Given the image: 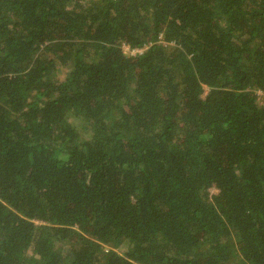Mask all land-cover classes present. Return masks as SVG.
I'll list each match as a JSON object with an SVG mask.
<instances>
[{"label":"trees","instance_id":"1","mask_svg":"<svg viewBox=\"0 0 264 264\" xmlns=\"http://www.w3.org/2000/svg\"><path fill=\"white\" fill-rule=\"evenodd\" d=\"M0 264H264V0H0Z\"/></svg>","mask_w":264,"mask_h":264},{"label":"built area","instance_id":"2","mask_svg":"<svg viewBox=\"0 0 264 264\" xmlns=\"http://www.w3.org/2000/svg\"><path fill=\"white\" fill-rule=\"evenodd\" d=\"M123 51H124V53H128V55H135L137 53H140L142 50L141 49H130L128 46L123 45ZM216 192H217V190H216ZM209 193L212 194L210 192V190H209Z\"/></svg>","mask_w":264,"mask_h":264},{"label":"rangeland","instance_id":"3","mask_svg":"<svg viewBox=\"0 0 264 264\" xmlns=\"http://www.w3.org/2000/svg\"><path fill=\"white\" fill-rule=\"evenodd\" d=\"M126 54L128 55V53H126ZM210 192L214 194L216 192V189L213 187V188L210 189Z\"/></svg>","mask_w":264,"mask_h":264}]
</instances>
